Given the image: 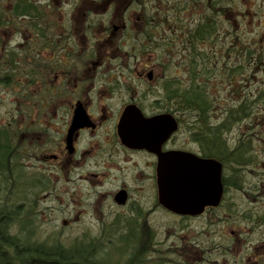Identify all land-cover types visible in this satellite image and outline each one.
<instances>
[{"label":"flooded vegetation","instance_id":"af4514ba","mask_svg":"<svg viewBox=\"0 0 264 264\" xmlns=\"http://www.w3.org/2000/svg\"><path fill=\"white\" fill-rule=\"evenodd\" d=\"M146 3L12 0L0 8V85L12 81L15 170L20 171L19 154H26L46 174V181L34 184L77 188L82 202L77 219L96 222L80 236L96 238V250L90 251L94 264H160L164 251L167 264H264V199L247 197L264 183L228 182L224 158L231 151L207 150V133H198L194 118L185 121L175 92L172 105L160 96L163 69L178 57L171 47L183 34L180 26L189 28L207 0L188 1L186 9ZM220 9L229 12L228 6ZM127 112L139 122L130 143L120 134ZM207 160L222 168L218 204L196 215L166 208L160 174L172 166L202 180ZM164 217L174 223L165 224ZM183 219L209 221L205 242L192 236L194 249L178 244L173 232ZM102 238L122 245L115 248L116 263L100 259L106 253Z\"/></svg>","mask_w":264,"mask_h":264},{"label":"rangeland","instance_id":"374dc122","mask_svg":"<svg viewBox=\"0 0 264 264\" xmlns=\"http://www.w3.org/2000/svg\"><path fill=\"white\" fill-rule=\"evenodd\" d=\"M178 1L147 0L146 4L149 7L180 5L186 9L191 6L188 1L192 0H185V3ZM11 2L12 0H0V8L9 6ZM214 2H218L217 9H211L207 3V9H199L195 12L193 16L195 21L192 20L193 23H191L189 20L190 29L185 30L184 26L178 25L180 29H183V34L180 40L176 41V45L171 47L178 57L175 62H169L168 66L163 69V89L160 96L163 97L164 105H172V96L175 92L177 105H180L185 121L193 118L197 121V114L185 108L187 105L183 106L181 103L180 93L208 92V98L205 96V99L210 100V118L211 122H215L214 125L222 122L228 110L243 103L253 105L252 112L246 119L234 123L219 138L225 142L228 150L233 152L224 158L226 180L248 183L247 185L259 183V187H262L260 183H264V0H215ZM221 4L228 6L229 12L220 9ZM237 9L241 11L240 14H237ZM208 15L217 23L216 35L213 40H209L206 44L199 43L195 48L191 42L193 38L190 40L187 35L192 32L196 33V28ZM166 16L171 17V13L164 14L163 18H167ZM248 52L251 54L249 55ZM207 53L210 57L213 54L222 53L223 59H214L215 62L212 63L215 64L211 70L213 73L207 75L206 70L203 72L205 75L201 76V71L204 70L201 69V63L207 65L210 63L205 58ZM0 54H2L1 50ZM3 61L4 59L0 60V64ZM238 63L240 66L236 68L239 67L240 71L246 75L237 76L232 79L233 83H230L232 80H228L229 77L226 76L229 67ZM5 82L6 84L0 85V100L3 101V105H0V134L3 133V136H0V221L3 216L8 217L7 234L16 237L18 244L61 245L66 249L78 244L84 248L90 246L87 251L96 250L95 247L98 245V242L94 240L96 238L80 237L81 233H84L83 230H93L96 222L93 221L94 219L89 220V217L83 221L77 219V214L79 215L82 208L77 188L53 190L46 187L45 183L34 184L33 182L37 179H42V182L46 181V174L35 170L33 159L27 157L26 154H19L20 171L15 170L17 166L11 160V157L15 156L16 146L12 134L11 118L14 116L16 105H12L14 101L12 81L8 79ZM150 94L153 98L157 96L153 92ZM114 102L117 103L118 100ZM199 126V123L196 124L197 130ZM26 143L27 141L22 148L27 147ZM244 149L245 152L242 155ZM237 163L239 165H236ZM241 197V195H236V198ZM247 197L262 200L264 189L259 190L258 194H248ZM70 215H72L71 218ZM164 222L165 224L174 223L170 217H164ZM208 223L209 221L201 219L178 220L177 228L173 227L174 234L179 235L178 244L193 246L189 243L193 242V237L195 240L198 239V242H205L210 235L207 231ZM255 235L256 239H259L260 235L257 233ZM4 243L6 242L0 237V247L7 249V253L13 251ZM100 243L101 248H105L106 252L105 255L100 256V259L116 263L118 261L116 250L118 249L115 248L120 249L122 245L118 241L110 244L107 238H102ZM194 247L196 246L194 245L193 249ZM163 253L165 261L160 264H167L166 253L168 252ZM121 257L124 260L128 256L122 254ZM96 258L99 257L96 256Z\"/></svg>","mask_w":264,"mask_h":264},{"label":"trees","instance_id":"16d2710c","mask_svg":"<svg viewBox=\"0 0 264 264\" xmlns=\"http://www.w3.org/2000/svg\"><path fill=\"white\" fill-rule=\"evenodd\" d=\"M211 9H217L216 2L209 3ZM221 4L219 8L222 6ZM220 13V11H217ZM215 13V11H214ZM211 16H206L203 23L196 28V33L194 34V39L192 40L195 48L198 47L199 43L206 44L209 40H213L214 36L216 35L217 31V23L215 20L210 19ZM181 25V24H180ZM207 32V36L205 37V33ZM249 55L251 52H248ZM206 60H209L208 63H201L204 70L201 71V76H204L206 70L207 75L213 73L211 70L213 69L212 62H215L217 59H223V55L221 54H213L210 57L207 53ZM211 58V59H210ZM215 59V60H214ZM195 63V62H194ZM197 65V64H196ZM240 63L237 65L235 64L233 67H229V71L226 76H228V80H232L237 76H245L246 73L240 71L239 67ZM207 68V69H206ZM203 73V74H202ZM233 83V80L230 82ZM181 103L185 108L189 109L190 111H194L197 114V118L195 124L199 123L198 133L205 134L207 133V150L217 149V150H228V146H226L225 142L219 138L224 131L230 129V127L234 123L241 122V120L246 119L250 113L252 112L253 105L250 104H240L237 107H234L227 111L226 117L223 118L222 122L217 123L214 125L215 122H211L210 118V109L211 103L209 99H205V96L208 98V92L203 93H191L190 91L181 92ZM207 94V95H206ZM203 99H205L203 101ZM184 100V101H183ZM254 102V101H253ZM251 103V102H250ZM181 104V105H182ZM205 127H207V131H205ZM201 128V129H200ZM218 137V138H215ZM245 152V149L242 152ZM236 165H239L237 163ZM7 216H3L2 220L0 221V237L1 240H4V243L9 248H12L13 251H9L7 253V249L0 247V261L1 264H94L95 261L92 258V253L87 250H83L84 247L74 245V247L70 249L63 248L61 245L57 246H48L45 244L39 243H21L18 244L16 242L17 238L14 236H9L7 234ZM28 242V241H27ZM90 247V246H88ZM2 248V249H1Z\"/></svg>","mask_w":264,"mask_h":264},{"label":"water","instance_id":"95a60500","mask_svg":"<svg viewBox=\"0 0 264 264\" xmlns=\"http://www.w3.org/2000/svg\"><path fill=\"white\" fill-rule=\"evenodd\" d=\"M128 116L127 112L120 128V134L127 136L124 140L126 143L135 139L138 134L136 127L139 124ZM126 123L127 125L123 126ZM166 169L167 172L165 170L160 174L159 181L164 206L169 210L180 215H196L202 213L205 206L216 205L220 201L223 192L222 168L213 160H207V174L202 180L193 175H185L182 168L173 170L172 166H169Z\"/></svg>","mask_w":264,"mask_h":264}]
</instances>
